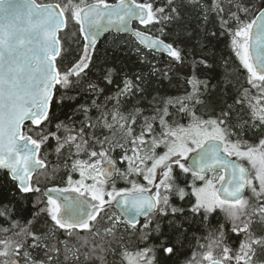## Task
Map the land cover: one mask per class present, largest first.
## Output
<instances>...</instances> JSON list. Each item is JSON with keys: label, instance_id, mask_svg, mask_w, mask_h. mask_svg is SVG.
<instances>
[{"label": "snow or ice", "instance_id": "1", "mask_svg": "<svg viewBox=\"0 0 264 264\" xmlns=\"http://www.w3.org/2000/svg\"><path fill=\"white\" fill-rule=\"evenodd\" d=\"M180 4L200 10L205 25L214 13L219 35L227 34L249 85L234 103L217 107L212 93L219 85L210 87L211 76L196 75L199 66L213 67L211 50L192 61V75L186 78L191 91L169 98L150 116L138 97H147L149 77L159 71L155 65L148 76L125 74L115 91L106 90L114 84L113 69L100 78L103 83L88 77L98 37L112 29L130 32L141 63L144 49L183 66V50L162 39L167 26L181 28L177 0H162L159 6L156 0H0V218L10 225L0 226L5 234L0 264H51L61 251L58 244L64 245L65 262L79 261L80 248L88 242L69 246L57 237V244H51L53 229L70 239L78 230L101 236L95 227L101 222L106 225L103 236L111 237L109 247L89 246L82 253L86 262L106 264L105 254L113 252L121 264H176L189 232L199 229L209 243L196 238L197 246L183 264H264V0H227V10L225 0ZM132 21L144 29L161 27L151 34L132 29ZM70 25L77 28L82 47L62 69L59 61L71 49L58 34ZM197 43L202 50L208 47ZM169 105L188 118L186 125L169 121ZM237 105L248 109L247 118L236 111ZM197 106L207 110V118L197 114ZM255 132L261 133L257 140L248 139ZM52 154L64 156V176L58 177V166L49 171ZM74 173L80 179L74 180ZM37 174L65 186L42 189ZM117 180L130 186L117 187ZM173 198L186 203L173 204ZM29 202L31 218L22 226L8 209ZM113 205L118 213L109 215ZM42 217L46 227L38 228ZM121 224L139 233L141 241L153 235L155 240L136 252L120 243L116 253L111 243L123 240L118 237ZM233 235L240 237L235 247ZM40 251L45 259L34 255Z\"/></svg>", "mask_w": 264, "mask_h": 264}, {"label": "trees", "instance_id": "2", "mask_svg": "<svg viewBox=\"0 0 264 264\" xmlns=\"http://www.w3.org/2000/svg\"><path fill=\"white\" fill-rule=\"evenodd\" d=\"M40 2L49 3L53 2V0H40ZM89 2H91V0H89ZM108 2L114 3L116 0H108ZM140 2H142V0H140ZM203 2L210 4L211 0H203ZM239 2L246 4L248 3V0H239ZM156 3L157 6H159L162 3V0H156ZM177 3L178 6L181 7V15L183 17V19L180 21L181 28L177 29L175 26H167L165 29L166 35H164L162 39H164L166 42H174L176 46L183 50V53L186 57V61L183 66L175 65V62L171 61L167 55L164 56L153 54L151 52H147L144 49H141V51L145 53L146 59L143 63H141L140 55L136 51V44L130 37L108 34L97 43V48L94 53V59L90 65V69L86 70L88 77L103 83L100 78L105 75L107 69H113L114 84L107 86L106 90L115 91V85L120 84L125 74L129 78L133 79L136 73H141L145 76H148V74L151 72V66L155 65L159 71L157 76L149 77L151 81V87L149 88L147 97H138L140 100V107L145 110V115H152L155 107L157 106L162 108L165 101L169 98L174 99L177 97H183L191 91V87L186 82V78L192 75V61L193 59L198 61L203 52L209 50L214 53V55L211 57V63L213 64V67L211 69H207L203 66H199L195 71L196 75L200 79H204L207 76L212 77L210 80V87L212 85H219V87L212 93L214 103L217 107L221 106L224 101H227L229 104L234 103L235 99L240 95L242 89L249 87V85L246 83V70L242 69L239 61L229 47L230 42L227 34L224 36L219 35V21L215 14H210L209 21L205 25L201 18L200 10L192 6H182L180 4V0H177ZM224 6L227 10V0H225ZM235 10V8L232 9V11ZM135 27L143 31L150 30L151 34H158L157 30L161 26L152 25L149 29H144L141 25L135 24ZM203 29H206L207 32L215 31L217 36L212 37L210 35H206V32ZM188 33L191 34L189 35ZM59 36L61 37L64 46L71 49L70 52L64 54V59L59 61L61 68L64 69L76 57L79 47H82V43L79 46L77 43L78 39L82 41V38H79L78 30L73 25H70L69 28L66 31L60 33ZM198 40L203 41L206 45H208V47L202 50L200 45L197 43ZM170 65L173 66L170 67ZM165 71L169 73V78L163 77V72ZM153 97H156L155 102L150 104L149 101H151ZM169 111L172 113V116L168 118L169 121L175 119L185 125L188 123V118L177 113L176 108H173L171 105H169ZM196 111L197 114L204 115L205 118H207L208 112L206 109L197 106ZM236 111L239 112L244 118H247V108L237 105ZM212 114L214 115V113ZM156 127L159 128L158 122ZM260 135L261 133L259 132L250 133L248 139L256 141ZM158 151H163V149H158ZM116 155H120L119 151H117ZM63 164L64 156H61L59 159L55 154L49 156V171H51L52 167L58 166V177L64 176L65 174ZM121 167H124V165H121ZM177 174H179L178 170ZM73 178L74 180H78L80 178L79 174L74 173ZM37 179L39 180L42 189L44 187L65 186L60 182L59 179H57L55 184H53V182L45 180V178L40 174H37ZM132 179H139V182L146 183L143 181L142 177H132ZM119 181L120 182L118 183H123L121 182L122 180ZM181 184H183V177H181ZM247 195L251 196V193L248 192ZM172 203L180 204L186 203V201L181 202L173 198ZM8 210L12 213V219L18 220L23 226L27 220L31 218L32 204L29 202L23 208L18 205L14 211L12 209ZM42 221L43 217L41 218V223L36 225V227H46L43 225ZM212 222L215 224V217L213 218ZM0 226L9 227L10 225L7 220L0 218ZM95 227L96 229L100 230L101 236H96L92 233H87L89 235H86L79 232L78 235H74L71 239L66 237L62 230L53 229V231H55V236L51 237L48 241L51 244H57V237L59 240L66 241L69 246L75 245L76 247H80V244H82L85 240L88 242V244L80 248L81 255L79 261L69 259L67 262L64 260V245L58 244V247H60L61 251L58 256L53 255L51 264H100V261L96 259L86 262L84 260V256L82 255V253L88 251L89 246L94 247L96 244H102L105 248L109 247V244L106 243V241L111 240V237L103 236V222L96 225ZM150 227L154 228L155 225L153 224ZM163 227L165 230H167L166 222L164 223ZM137 228L139 229V226ZM4 235V233H0V238H2ZM6 235L11 236L12 233L9 232ZM119 235L123 236V240L119 241V243H111V248L115 249L116 253L120 252V243H122L129 251L136 252L143 248L145 244H150L153 240H155V236L153 235L151 240L141 241L139 239V233L131 229L126 231L123 229V227L119 228L118 237ZM206 235L207 233L203 230L197 229L195 231H190L189 242L185 243L184 248L180 250L178 256L175 258L176 264H183V262L191 256L192 251L197 246L196 238H199V242L201 244L207 245L209 241L204 239ZM239 239L240 237H236L234 235L230 236V241L233 243L234 247L238 245ZM34 255H36L38 258L45 259L43 251L34 253ZM105 259L106 264H121V257L118 254H113V252H107L105 254Z\"/></svg>", "mask_w": 264, "mask_h": 264}, {"label": "water", "instance_id": "3", "mask_svg": "<svg viewBox=\"0 0 264 264\" xmlns=\"http://www.w3.org/2000/svg\"><path fill=\"white\" fill-rule=\"evenodd\" d=\"M16 2H19V0H16ZM114 3H116V2H114ZM133 23H138L139 24V22L138 21H132V23H131V28L132 29H135L132 25H133ZM108 34H116V35H120V36H129L132 40H133V38H132V36H131V34H130V32H117L116 30H114V29H112V30H109V31H106V32H103L99 37H98V41H97V43L104 37V36H106V35H108ZM59 35V34H58ZM147 51V50H146ZM155 54H158V55H166V54H161V53H155ZM116 208V207H115ZM117 210V209H116ZM117 212H118V210H117ZM142 219H143V217H141Z\"/></svg>", "mask_w": 264, "mask_h": 264}, {"label": "flooded vegetation", "instance_id": "4", "mask_svg": "<svg viewBox=\"0 0 264 264\" xmlns=\"http://www.w3.org/2000/svg\"><path fill=\"white\" fill-rule=\"evenodd\" d=\"M135 24V23H134ZM134 24H133V26H134ZM175 167V166H174ZM178 170V169H177ZM222 174V173H221ZM189 179H190V177H189ZM118 182H120L119 180H117V187H126V186H130V185H126L125 183H124V181L122 180L121 182H123V183H118ZM109 210L111 211L110 213L111 214H113V213H116V208H115V206L113 205V207H111V208H109ZM144 223V219H140L139 220V223L137 224V227L139 226V228L142 226V224ZM130 229V228H129ZM78 231H82V230H78Z\"/></svg>", "mask_w": 264, "mask_h": 264}, {"label": "rangeland", "instance_id": "5", "mask_svg": "<svg viewBox=\"0 0 264 264\" xmlns=\"http://www.w3.org/2000/svg\"><path fill=\"white\" fill-rule=\"evenodd\" d=\"M79 179H80V178H79ZM87 182H88V183H91V181H87ZM249 193H250V192H249ZM110 212H111V211L109 210V211H108V214H109V215H111ZM105 226H106V225H104V227H105ZM121 227H123V229H126V227L122 226V224L119 226V228H121ZM79 232H81V233H83V234H86V235H89V234H87V233H89V232H86V231H84V230H82V231H78V233H79ZM65 236L68 237L66 234H65Z\"/></svg>", "mask_w": 264, "mask_h": 264}]
</instances>
